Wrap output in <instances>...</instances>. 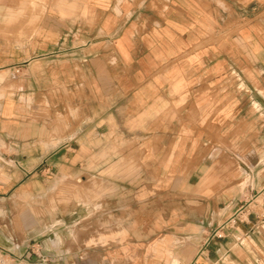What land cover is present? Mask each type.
<instances>
[{"label":"crops","instance_id":"crops-1","mask_svg":"<svg viewBox=\"0 0 264 264\" xmlns=\"http://www.w3.org/2000/svg\"><path fill=\"white\" fill-rule=\"evenodd\" d=\"M116 223L140 256L264 264V0H0V264Z\"/></svg>","mask_w":264,"mask_h":264},{"label":"rangeland","instance_id":"rangeland-1","mask_svg":"<svg viewBox=\"0 0 264 264\" xmlns=\"http://www.w3.org/2000/svg\"><path fill=\"white\" fill-rule=\"evenodd\" d=\"M50 192H49V197H50V204L48 209H45V212L50 213L51 217H57L58 216V210H59V204L63 202L66 196V190L63 186L59 183V179L57 177L50 178ZM78 186H72L70 189L67 190V194H74V196H79V194H88L90 197H93L94 199L97 198L99 200H102L103 193L97 194H91L92 189L95 190L97 187H99V190H101V185L98 186L96 182H92V184H87V185H82V183H78ZM117 202H122V199L118 197L116 200ZM111 215L115 216L116 220L121 219L123 215V209L120 207H116L113 210H109ZM35 218L42 217L44 214V210L41 208H35L33 210ZM108 210H100V218L106 222V219L108 216ZM132 215V214H130ZM103 226V227H102ZM100 228L106 227V225H102ZM115 229V240H112L110 242L109 249L107 250V246L105 241L103 240H98V242L93 245V249H80L78 251L77 257H75L72 252L65 253V252H60L58 250V245H54L55 252L52 253V255L48 258L42 257L41 255L38 256L37 253H34V258L33 264H154V263H161V264H176L177 260L182 264H187L190 260L188 257H180V256H175V257H164V258H159L155 259L150 256H140L138 255V251H136V246L138 245V242L134 241H123L122 240V235H119L120 232H122V228L125 227L121 224H114L111 226ZM39 228V227H38ZM41 228V227H40ZM133 226H131V231L133 232L134 230L132 229ZM54 232L56 234L60 233V230L58 227H55ZM101 232V230H100ZM100 237V236H99ZM42 235H39L38 238L30 242L29 249L30 250H35L42 247ZM180 248H187L188 247V241L184 240L180 242ZM38 252V251H37ZM33 254V253H32ZM76 260L78 261L76 263Z\"/></svg>","mask_w":264,"mask_h":264}]
</instances>
